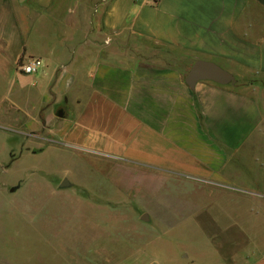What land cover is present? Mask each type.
<instances>
[{
    "label": "crops",
    "instance_id": "crops-1",
    "mask_svg": "<svg viewBox=\"0 0 264 264\" xmlns=\"http://www.w3.org/2000/svg\"><path fill=\"white\" fill-rule=\"evenodd\" d=\"M197 60L262 80L191 90ZM15 129L192 183L138 220L173 231L180 213L216 243L204 262L264 264V0H0V136Z\"/></svg>",
    "mask_w": 264,
    "mask_h": 264
},
{
    "label": "rangeland",
    "instance_id": "rangeland-1",
    "mask_svg": "<svg viewBox=\"0 0 264 264\" xmlns=\"http://www.w3.org/2000/svg\"><path fill=\"white\" fill-rule=\"evenodd\" d=\"M234 75L262 80L254 72ZM16 131L0 136V264H186L189 256L208 264L213 237L186 231L192 223L180 213L173 231L136 214L152 208L154 193L182 196L196 188L192 183L173 176L163 182L149 170L47 142L40 132ZM165 204L159 200L162 214ZM199 241L206 246L198 248Z\"/></svg>",
    "mask_w": 264,
    "mask_h": 264
},
{
    "label": "water",
    "instance_id": "water-1",
    "mask_svg": "<svg viewBox=\"0 0 264 264\" xmlns=\"http://www.w3.org/2000/svg\"><path fill=\"white\" fill-rule=\"evenodd\" d=\"M198 81H211L219 85H225L228 83L234 84L235 78L214 63L197 60L187 72L184 83L189 89L193 90ZM15 190L16 187H12L10 192H14Z\"/></svg>",
    "mask_w": 264,
    "mask_h": 264
},
{
    "label": "built area",
    "instance_id": "built-area-1",
    "mask_svg": "<svg viewBox=\"0 0 264 264\" xmlns=\"http://www.w3.org/2000/svg\"><path fill=\"white\" fill-rule=\"evenodd\" d=\"M142 3L150 6L156 5L159 0H140ZM41 60L38 58H29L27 60L19 62L17 70L24 75H34L41 67Z\"/></svg>",
    "mask_w": 264,
    "mask_h": 264
}]
</instances>
